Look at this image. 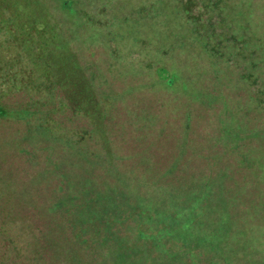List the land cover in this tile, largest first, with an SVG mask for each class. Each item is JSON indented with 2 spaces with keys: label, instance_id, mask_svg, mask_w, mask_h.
I'll return each instance as SVG.
<instances>
[{
  "label": "rangeland",
  "instance_id": "374dc122",
  "mask_svg": "<svg viewBox=\"0 0 264 264\" xmlns=\"http://www.w3.org/2000/svg\"><path fill=\"white\" fill-rule=\"evenodd\" d=\"M43 4L106 112L104 145L0 30V190L59 264H264V0Z\"/></svg>",
  "mask_w": 264,
  "mask_h": 264
},
{
  "label": "trees",
  "instance_id": "16d2710c",
  "mask_svg": "<svg viewBox=\"0 0 264 264\" xmlns=\"http://www.w3.org/2000/svg\"><path fill=\"white\" fill-rule=\"evenodd\" d=\"M48 18L43 0H0V30L9 36L10 42L20 49L37 72L38 83L43 88H58L62 104L68 105L73 112L80 113L99 140L106 145V112L100 110L95 89L90 79L83 75L75 54L65 42L60 41L62 39L54 32L55 25ZM11 80L12 84H21L18 77ZM14 86L17 85H12ZM19 87L21 86H17ZM2 93L1 91L0 117L11 113V109H6L3 104ZM233 184L241 188L243 186ZM240 197L245 196L242 194ZM14 198L15 196L0 190V264H59V259L55 258L53 236L50 234V208H46L45 214L40 213L44 229L38 232L35 207H24L22 204L12 207L7 201ZM254 199L252 202L257 206L258 201ZM232 200L240 205V209L243 204L246 205L235 198ZM259 207L250 210L245 206L243 210L253 214ZM253 219L248 218V226L253 227ZM59 224L65 228L63 220L62 223L53 222L52 229ZM140 235L143 236V232ZM263 245L262 242L261 249ZM67 255L69 257L70 252Z\"/></svg>",
  "mask_w": 264,
  "mask_h": 264
}]
</instances>
